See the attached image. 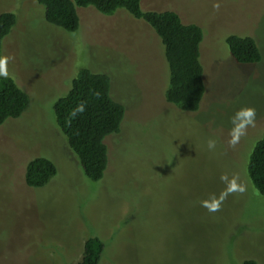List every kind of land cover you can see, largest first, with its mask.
<instances>
[{
    "label": "rangeland",
    "instance_id": "374dc122",
    "mask_svg": "<svg viewBox=\"0 0 264 264\" xmlns=\"http://www.w3.org/2000/svg\"><path fill=\"white\" fill-rule=\"evenodd\" d=\"M140 7L172 10L201 28L204 91L195 111L164 100L163 46L141 19L76 7L70 32L47 23L35 0H0V12L15 16L0 57L28 98L19 116L0 124V264L75 263L92 235L104 243L97 264H264V195L246 171L264 130V0H140ZM228 34L252 37L260 60L234 62ZM83 67L105 73L124 107L119 131L104 138L98 181L83 176L52 115ZM242 106L255 108V126L233 148L229 117ZM35 156L56 171L29 187L23 175ZM222 173L238 175L247 190L209 212L200 200L225 187Z\"/></svg>",
    "mask_w": 264,
    "mask_h": 264
},
{
    "label": "trees",
    "instance_id": "16d2710c",
    "mask_svg": "<svg viewBox=\"0 0 264 264\" xmlns=\"http://www.w3.org/2000/svg\"><path fill=\"white\" fill-rule=\"evenodd\" d=\"M42 7L43 19L66 31L78 26L76 7L92 6L103 15L117 9L147 23L163 46V55L169 75L164 100L183 111H195L202 98L204 83L199 60L201 28L193 23H183L172 10H145L140 0H35ZM15 22L12 12H0L1 40ZM225 44L236 63H254L260 60L259 49L250 36L228 34ZM83 102L85 110L70 119V113ZM28 98L14 80L0 76V124L15 118L27 107ZM124 107L112 99L109 78L105 73L79 68L67 91L52 103L53 121L63 135L66 145L76 158L83 176L98 181L107 164L104 138L119 131ZM54 163L44 156L31 158L24 170L23 180L29 187H40L55 174ZM248 178L256 191L264 195V130L254 143L246 167ZM104 249L103 241L95 235L88 236L82 247L79 261L67 264H97ZM239 264H254L243 259Z\"/></svg>",
    "mask_w": 264,
    "mask_h": 264
},
{
    "label": "clouds",
    "instance_id": "9594fccd",
    "mask_svg": "<svg viewBox=\"0 0 264 264\" xmlns=\"http://www.w3.org/2000/svg\"><path fill=\"white\" fill-rule=\"evenodd\" d=\"M7 57H0V76L7 77ZM85 110L83 102L77 105L76 109L70 113L69 123L71 119L76 115L83 113ZM256 121V110L251 106H242L237 109L232 116L229 117L231 128L229 129L228 145L235 147L239 144L242 137L247 135L249 127H254ZM207 148L211 152H215L217 149V141L213 138H209L206 142ZM221 182L225 187L219 192V194H210L207 198L201 199L200 204L206 208L209 212H217L221 209L223 202L229 195L243 194L246 192V185L240 181L239 176L233 174L229 176L227 173H222L220 176Z\"/></svg>",
    "mask_w": 264,
    "mask_h": 264
}]
</instances>
